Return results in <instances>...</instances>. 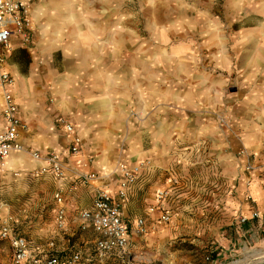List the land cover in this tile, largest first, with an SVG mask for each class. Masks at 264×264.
I'll list each match as a JSON object with an SVG mask.
<instances>
[{
	"label": "rangeland",
	"instance_id": "1",
	"mask_svg": "<svg viewBox=\"0 0 264 264\" xmlns=\"http://www.w3.org/2000/svg\"><path fill=\"white\" fill-rule=\"evenodd\" d=\"M29 1L30 38L24 46L35 54L32 67L40 78L23 81L24 96L52 121L61 143L68 141L57 121L74 124L82 141L75 157L82 167L65 165L66 174L93 173V181L110 178L105 182L119 186L122 170L140 165L131 186L142 172L150 173L148 184L157 177L164 183L168 171L189 186L185 201L194 207L184 217L193 227L172 236L171 214L162 226L142 218L143 232H136L144 239L134 240L119 264H264L252 256L264 251V233L216 262L217 251L210 252L211 231L232 218L228 208L237 194L236 181L223 171L241 159L244 172L264 167V159L242 141L247 131L236 130L233 123L240 120L231 108L237 93L252 91L248 78H264V0ZM14 60L26 73V56L15 54ZM30 151L24 147L31 166L26 171H3L0 223L13 222L35 241L33 235L43 237L49 227L56 182L32 163ZM87 184L63 183L67 196ZM86 230L68 236V246H80ZM92 250L91 264H97ZM0 264H13L2 239Z\"/></svg>",
	"mask_w": 264,
	"mask_h": 264
},
{
	"label": "crops",
	"instance_id": "2",
	"mask_svg": "<svg viewBox=\"0 0 264 264\" xmlns=\"http://www.w3.org/2000/svg\"><path fill=\"white\" fill-rule=\"evenodd\" d=\"M23 1L30 2L29 0ZM24 44L25 43H22L17 36H12L10 40L11 49L8 52L6 60V68L11 73L14 80L12 90L16 97L18 114L21 121L26 126L25 130L20 134L21 143L23 147L29 150L38 151L41 154L54 151L60 155L65 165H70L75 167V169H81L82 165L79 166V161L77 160V157H75L76 155L70 154L69 147L71 144V138L66 134L63 126L57 121L64 135H66L65 140L66 142L68 141L66 144L61 143L56 138L54 133L55 125H53L50 119L42 115L44 113L38 111L37 103L31 98L24 96L25 89L24 84H22L24 83L23 81L26 78H40L39 74L35 71V68L32 67L35 54L31 52V48L24 46ZM15 54H23L26 56V63L23 64L26 73L20 70L22 67L21 63L14 60ZM248 82H251L248 84V90L249 88H252V91H248L247 94L237 93L236 101L231 103L234 120H240L233 124L236 125V130L247 131L241 135L242 141L247 147L255 149L256 153L264 159V152L261 149L264 140V78H248ZM1 110L2 102L0 104V131L4 127ZM239 114H242L240 119ZM71 124L74 127V124ZM74 131L75 134L79 136L75 127ZM259 131L262 133H257ZM243 161L244 160L241 159L231 162L227 167L228 172L223 171L224 176H227L229 180L236 181L237 185L235 191L237 194L236 198L233 199V202H231L230 207L228 208V210H231L233 215L232 218H230L226 224H217L216 227H218L211 231L210 237H212V240L210 252L217 251L216 258H213L212 263L219 260V258H226L227 256L238 253L255 242L260 234L264 233V167H258L259 169H254V171L244 172V170H242L244 167ZM29 163L30 162L25 158L24 162H18L15 167H7L5 164L4 171H15L17 169L26 171L27 166H29V168L31 167ZM32 163L38 164V166L41 165L39 161L35 160H32ZM168 163L169 161H167V165ZM86 170H89V168ZM149 174V172H142L139 181L128 189L127 197L122 204V219L129 229L127 248L134 240L140 241L141 239H144L143 236L138 238L140 235L136 232L137 227L135 224L137 219L143 218L145 223L146 221H149L151 224H159V226L167 224L159 220L160 210L153 209L152 211H149V208L154 203L153 198L158 189H169V196L163 201V208L172 216L173 223H169L168 225V230L172 233V236L180 232L187 233L189 231L188 227H193L191 219L184 217L185 213L194 207L193 203L185 201V198L190 194L188 184H184L181 180L180 184L173 185L170 178L173 176L178 179V176L172 171L167 172L164 183H161V180L157 177L156 179H151L148 184L147 176ZM66 175V178H68L64 179V185L66 181L69 182L72 179L70 178L72 174ZM5 178L6 175L2 172L0 174V193L6 185ZM106 179L110 178H104V180L98 181L92 180L87 185L79 186L74 189L70 195H68L69 199L68 196L66 197V224L63 229H58L55 225L54 209L56 208V205L52 198L53 190L49 198L51 220L49 219V227L44 229L45 236L41 237L43 234H40V236L38 234V237L36 234L33 235L36 236L35 238H38L34 239L38 251L48 250L47 241L52 240L57 244L54 247V251L58 255L62 257L67 256L69 251L73 252L76 248H79L81 249L79 251L82 256L81 264L94 263L91 262V259L93 258L90 254V249L93 248V236L90 228H85V222L80 217V212L81 210L90 207L95 188H102L112 195L116 193L118 186L116 184L111 185L106 183ZM245 197H249V199L246 200ZM254 211H257L258 214H260V219L254 218V215L256 214H254ZM82 229H87L85 231L87 236L86 234L83 235V233H80L78 241L80 240L79 244L81 245L78 247H76V245H72L71 247L68 246L66 243L69 241L67 237L73 235L75 232L82 231ZM199 235L200 237H205V230L201 229V227ZM198 242L200 243V241ZM191 252L193 251H190V253ZM174 253V256H176V252ZM125 254L126 252L114 253L110 257L99 260L100 262H97V264H102L104 260L105 264L123 263L126 258ZM209 264H211V262Z\"/></svg>",
	"mask_w": 264,
	"mask_h": 264
},
{
	"label": "built area",
	"instance_id": "3",
	"mask_svg": "<svg viewBox=\"0 0 264 264\" xmlns=\"http://www.w3.org/2000/svg\"><path fill=\"white\" fill-rule=\"evenodd\" d=\"M17 36L22 43H27L30 38L29 9L22 0H0V93L2 98V118L4 127L0 131V174L5 169L6 158L13 152H23L24 147L20 140V134L26 126L18 114V105L12 90L13 77L6 68L8 52L11 49L10 40ZM66 134L71 138L70 154L80 152L81 140L75 134L74 127L66 120H59ZM30 156L39 161L41 172H50L57 186L52 194L56 208L54 209L55 225L63 229L65 220V202L67 193L63 181L66 178V168L60 155L54 151L41 154L31 150ZM142 166L136 165L131 170H122V179L114 195L101 188H95L88 209L81 210L80 217L85 222V228L89 227L93 236V254L99 260L110 257L114 253L126 252L128 244V227L122 219V204L127 197L129 187L141 174ZM93 173H79L73 176L72 181H80L82 184L93 180ZM173 185L178 184L176 177H171ZM169 196V189L158 190L154 195V203L149 208L160 210L159 220L167 222L170 214L162 207L163 201ZM256 215V214H255ZM137 230L143 232L144 220L139 218L135 222ZM0 239L7 241L13 264H81L80 251H74L67 256H60L53 250V241L48 242V250L38 251L34 241L28 240L9 220L0 223Z\"/></svg>",
	"mask_w": 264,
	"mask_h": 264
},
{
	"label": "bare ground",
	"instance_id": "4",
	"mask_svg": "<svg viewBox=\"0 0 264 264\" xmlns=\"http://www.w3.org/2000/svg\"><path fill=\"white\" fill-rule=\"evenodd\" d=\"M25 158L26 156L22 151L18 153H13L6 158L5 164L7 167H15V165H17L18 162H24ZM263 247H264V243H263ZM252 256L255 258L264 259V251H261L260 253H254ZM232 264H237V263L233 262Z\"/></svg>",
	"mask_w": 264,
	"mask_h": 264
},
{
	"label": "trees",
	"instance_id": "5",
	"mask_svg": "<svg viewBox=\"0 0 264 264\" xmlns=\"http://www.w3.org/2000/svg\"><path fill=\"white\" fill-rule=\"evenodd\" d=\"M74 252V251H73Z\"/></svg>",
	"mask_w": 264,
	"mask_h": 264
}]
</instances>
